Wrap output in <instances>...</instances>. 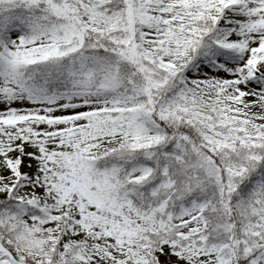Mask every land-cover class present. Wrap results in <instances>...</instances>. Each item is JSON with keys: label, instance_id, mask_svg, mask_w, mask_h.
Returning <instances> with one entry per match:
<instances>
[{"label": "snow or ice", "instance_id": "obj_1", "mask_svg": "<svg viewBox=\"0 0 264 264\" xmlns=\"http://www.w3.org/2000/svg\"><path fill=\"white\" fill-rule=\"evenodd\" d=\"M0 264H264V0H0Z\"/></svg>", "mask_w": 264, "mask_h": 264}]
</instances>
